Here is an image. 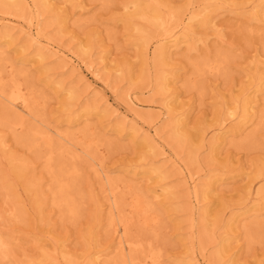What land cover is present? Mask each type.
<instances>
[{
    "label": "rangeland",
    "instance_id": "obj_1",
    "mask_svg": "<svg viewBox=\"0 0 264 264\" xmlns=\"http://www.w3.org/2000/svg\"><path fill=\"white\" fill-rule=\"evenodd\" d=\"M127 1L129 0H54L55 7L60 8L62 13L67 12L69 21L64 29H60L61 26L53 21V13L46 12L42 15L39 27L44 35H41L42 39L55 42L75 55L77 62L81 64L79 68L82 74H78L70 64L59 66L60 59L55 56L44 61L48 62L46 68H54L60 79L77 88L80 95L78 101L71 100L72 103L75 102L69 107L70 110L64 106L67 94L56 92L53 86H45L40 64L33 60L35 57L32 48L22 52L21 46L30 47L34 43L31 37L34 31L29 26V18L34 14L26 9L15 11L0 7V34L7 29L12 34V38L0 35V50L7 51L10 61L19 60L18 70L22 67L30 70V77L18 73L10 75L9 67H4L0 62L1 81L10 83L16 78L25 86L28 85V92L31 93L30 97L41 119L47 120L52 126H58L66 133L74 134L79 141L92 144L98 161L102 160V164L97 161L96 165L84 154L73 159L72 155L56 150L55 158L63 157L70 166H78L81 173V176L73 179L81 193L80 214L76 218L65 216L61 208L52 201L53 180L47 169L46 159L42 157L44 147L31 149L22 140V137L27 136L29 128L37 125V122L27 117L23 128L13 129L4 121L9 113L0 99V235L9 244L8 257L0 259V264H57L55 257H58V264H71L69 258L74 259V264H87L90 261H96L94 264H107L117 258V232L110 227L109 187L102 175L96 172L99 168L100 173L101 165L118 181V193L125 197L127 214L130 212V205L149 187L170 183V186L176 188L171 198L163 195L158 198L159 201L155 200L153 211L157 213L156 220L152 219L155 217L153 213L148 217L151 220L139 213L128 214L133 216L130 238H142L146 246L153 243L152 247L162 253L161 264H264V226L252 242L248 240L246 233L247 227L257 221L264 224V195L257 193L264 184V176L259 177L257 173L264 163V117L260 116L264 110V84L258 86L257 80L261 75L264 81V20L251 24L248 19L252 6L263 0H221L220 5L225 8L216 11L218 14L215 26L195 25L197 31L204 36V42H200L195 49H189L186 44L172 49L173 57L167 58L164 55L165 63L160 66L154 64L153 56L163 42V30L153 26V35L143 39L140 33L130 29L126 18L134 7L125 8ZM161 2L162 14L170 27H175L177 35L194 13L205 8L213 9V6L208 5L209 2L205 6L206 0ZM213 4L215 1L211 2ZM233 8L235 11L232 13L230 9ZM77 19L80 21L76 22ZM138 22L143 26L147 25L145 21ZM252 28L255 31H251ZM84 46L89 51L87 56L81 52ZM218 52L227 54L224 68L215 73L195 75L193 63L207 57L214 58ZM22 57L26 59L25 64L20 62ZM87 66L94 68L97 73L92 74ZM163 70L173 72L177 80L175 84H170L174 95L171 110L176 107L179 112H187L186 126L189 133H205L204 139L193 138L197 163L190 164V147L177 145L171 138L170 126H165L172 116L170 114L171 117L166 118V113L170 112L165 106L167 94L159 92L157 87V75ZM80 76L85 77L84 81L80 80ZM192 80L198 81V87L191 86ZM88 82L92 84L90 91L86 84ZM257 89L258 99L254 107L257 114L247 123L246 128L235 134L228 133L227 142L221 143L218 151L211 152L210 143L220 134V128L223 130L219 125L221 111L232 105L236 98H240L241 102L245 95L252 98ZM97 92L110 100L112 106H107V109H117L118 113L128 114L129 124L135 113L150 115L149 120L154 126L150 132L153 134L155 128L160 130L161 141L171 155L168 158H178V161L188 166L199 183L203 185L212 176L224 179V184L211 187L214 191L209 198L200 197L196 201L188 178L181 173L179 167L170 165L171 161L166 164L169 177L164 181L156 176L151 180L142 178V174L135 176V173H140L149 166L151 158L157 164H163L166 160L160 154L154 158L147 148L131 141L130 136L105 137L106 140H113V145L106 143L96 148L98 136L104 133L102 126L108 121L91 115L90 118L83 116L79 120L73 118H78L77 110L81 111L88 104V99L91 102L100 97ZM43 94L47 96L44 98ZM133 97H136L140 105L133 103ZM100 101L98 100V104H104ZM113 119L117 118L112 117ZM237 119H227L224 123L226 129L236 126ZM87 126L91 129L88 136H85ZM96 126H99L98 130ZM139 126L141 127L140 124ZM249 135L254 138L246 143L243 140ZM11 158L28 162L27 178L20 180L12 174ZM137 178L142 180L141 189L130 185ZM27 181L35 183L31 191L26 186ZM251 207L253 209L248 211ZM203 211H207L208 217L202 221ZM245 211L248 212L244 213ZM240 213H244L240 221L229 228V220ZM192 217L195 218L193 228ZM226 233L231 234V239L223 249L222 237ZM221 249L224 250L223 253L215 258ZM46 255H49L48 258Z\"/></svg>",
    "mask_w": 264,
    "mask_h": 264
},
{
    "label": "bare ground",
    "instance_id": "obj_2",
    "mask_svg": "<svg viewBox=\"0 0 264 264\" xmlns=\"http://www.w3.org/2000/svg\"><path fill=\"white\" fill-rule=\"evenodd\" d=\"M53 1L54 0H0V7L5 8V9H12L15 11H21V10L26 9L29 11L30 14L31 13L34 14V16H30L29 18L30 29L31 31H34L32 34L33 36L31 35L30 36L32 37V40L34 43H32L30 47L29 45H26V47L21 46V48H23L22 52H26L27 50L29 51V49L32 48L33 56L35 57V59L33 58V60L37 61L40 64L42 73L44 74L43 78L47 84L46 85L44 83L45 86H49V85L53 86L56 89V92H60V94H67L68 99L66 98L67 100L64 103V106L68 110H70L71 106H73V103L75 102L74 101L72 103L71 100H77L80 95L77 88L75 86L67 85L66 81H64L63 79H60L59 74L57 75V73L54 71V68H46L45 66L47 65L48 62L45 63L44 61L48 59L50 56H55V58L57 57V59H60L59 66L65 67L66 65L70 64L73 66V71L77 72L78 74H82L79 68L81 67V64L79 61L77 62L76 58L74 57L75 55H72L68 51H65L55 42L51 41L50 39H46V40L42 39L41 37L42 34L39 30V27L41 24L40 22L42 19L41 17L46 12L53 13V21L58 23L61 26L60 29H64L65 25L69 21L67 12L66 13L64 12L65 14L62 13L60 8L55 7L54 5L55 3ZM68 1H72V0H66V2ZM206 1L207 2L205 6H207V3L209 2L208 5L210 4L209 6H213V9L211 8L213 11L211 9L205 8L203 9V11L194 13L190 17V21L187 23V25H185V28L180 31V34H179L180 37L179 35H177L176 32H174L175 27L171 28L168 20L165 19V17L163 16L162 14L163 3L161 2V0H129L127 1L124 5L125 8L130 9V7L133 6L134 10L127 15L126 20H127L129 28L136 30L138 33H140L142 37H144L143 39L145 38L147 39L153 35L151 31V28L153 26H155L158 29L163 30L162 31V36H163L162 41L163 42L161 45L157 47L154 53V56H153L154 64L156 66H160L165 63L164 55H167V58L173 57L172 49L181 47L184 44L188 45L189 49H195L200 44V42L202 41L204 42L205 40L204 36L201 34L200 31H197V28L195 27V25L215 26L216 25L215 19L218 14L216 13V11H219L220 9L225 8V6L220 5L221 0H206ZM212 1H215V4L211 5ZM81 6L82 5L80 4L79 7ZM234 8L230 9L232 10V13L233 11H235ZM251 10L252 11L250 12V15L248 17V19L251 21V24L257 21L262 22L264 20V0L261 3L254 4ZM173 16L174 15L172 14V17ZM79 19H77L76 22L80 21ZM139 20L145 21L147 25L143 26L142 24L138 22ZM251 31H255V29L252 28ZM0 35L5 38L6 37L12 38L10 29H7L6 31L2 32ZM85 47L87 46H84L83 48H81V52L87 56L89 51L85 50L84 49ZM6 54H7L6 50L4 49L0 50V62L2 63L4 67L6 66L9 67L10 75H13V74L16 75V73H18L20 75L22 74V75H26L30 77V70H28L29 68L22 67L20 68V70H18L17 63L19 60L12 62L9 60ZM20 59H21L20 62H22V64H25L26 59L24 57ZM226 59H227V54L218 52L214 58L207 57L198 62H194L193 63L195 64L194 73L197 76H202L203 74H206V73L219 72L224 68V62L226 61ZM91 68L92 67H88V69L91 70V73L96 74L97 71L94 68L93 69ZM170 72L171 71L169 70H163L162 73H159L157 75V87H158L159 92H161L162 94H167V96L165 97V106L169 109L170 112L166 113L167 115L166 118L167 117L170 118L172 116V118H170L171 120H169L168 123L166 122L167 124H165V126H170L171 138L172 140L176 142L177 145L179 146L185 145V146H188V148L190 147L189 148L190 164L194 162L197 163L196 156H195L196 151L195 149H193V140H194L193 138L196 137L199 139L200 138L204 139L203 134L205 133H203V131L201 130H200L201 133H197V132L189 133L187 130V126H186L187 125L186 123L187 121L186 113L187 112L182 111V110L181 112H179V108H176V107H174L175 110L174 109L171 110L172 107H170V104L173 102L174 95L172 94V91L170 89L171 88L170 84L171 85L175 84L177 80H176L174 73L171 72L172 73L171 74ZM1 75L2 74L0 70V99L1 101H3L2 103H4L5 105L4 107H6L9 113L6 116V118H4V121H7L10 127H12L13 129L23 128L25 126L27 117L33 119L34 122H37V125L34 124L33 126L29 128V132L27 136L22 137V140L23 142L25 141L28 144L29 148L31 149H34V148L39 149L38 147L40 146L44 147L45 152L42 155V157L46 159L47 169L49 173L51 174L52 180H53V187L51 189L52 190V201L54 204H56L57 206L61 208L65 216L69 218L78 217L80 214V209H81V204H82V202L79 199V196H81V193L77 186L76 181L73 179L81 176L80 169L76 165L70 166L66 161L63 160V157L62 158L59 157L60 159L55 158L54 154L56 155V150L57 151L62 150V152L64 153L66 152L72 155L73 159H78L79 157H81V154H84L86 158H91V162L93 160V162L97 165V161L99 160V158L96 155L97 154L96 151L94 150L92 144H88L84 141L83 142L79 141L77 140L74 134L66 133L65 131H62L61 129H59L58 126H55V125L52 126L49 122H46L47 120L45 121L44 119H41V115L36 109L37 107L34 106V102L32 101V98L30 97L31 93L28 92L29 86L28 85L25 86L23 83H21L16 78L12 79L10 83H3L1 81L2 79ZM84 79H85L84 76H80L81 81L82 80L84 81ZM257 80H259V84L257 83L258 86H262L264 84V81H262L261 75L260 77L257 78ZM86 84H87V88L89 89V91L92 90V84L90 82ZM191 86L198 87V81L192 80ZM258 90L259 89H257L256 92L253 94L252 98L248 97V95H245L242 102L240 98H236L233 101L232 105L225 107L221 111V113L219 114V125L223 127V130H221L220 128V132H219L220 134L214 137L212 142L210 143L211 152L218 151L219 145H221V143L227 142V138L229 137L228 133L231 132V134H235L237 131L242 130L247 125V123L252 120V117L257 114V112L254 110L255 109L254 107L258 99V98L256 99ZM97 93H98L97 95H99L100 97L96 98L95 100L91 102L88 99L87 101L88 104L84 105L83 109L81 110L83 112L81 113V111L77 110L76 116L78 115L77 116L78 118H75V116L73 118L75 120H79V119H82L83 116L85 117L88 116L90 118L89 115H91V117L96 116L98 118H101V120L103 119V121H108L102 126L104 133L98 136V142L96 144V148H98L100 145H105L106 143H108L110 146L113 145V142H112L113 140H106L105 137L111 138L112 136L116 135L117 137V135H120L119 137L125 138L127 136L128 137L130 136L131 141H133L134 143H140L141 146H144L145 148H147L148 151L151 152L154 158H156L155 157L156 155L159 156V154L160 156L162 155L165 157L166 161L163 164H157L155 162L156 160L154 161V159L151 158V160L148 162L149 166L146 169H144L142 172L135 173V176H137L138 174L140 175L142 174V178H146L148 180H151L153 177L156 176V177L161 178L162 181H164L165 179L169 177L168 166H166V164H168L171 161L172 164L171 163L169 164L179 167L181 169V173L184 174L186 178H188L189 186L192 189V196L196 201H199L200 197L209 198L210 194L214 191L212 190L214 188L211 189V187L213 186L218 187L224 184L223 183L224 179L213 178L212 176L210 177L208 182L207 180L206 182L204 181L203 185L199 183L198 180L194 177V174L188 168V166H185L184 163L178 161V158L173 157L174 160L168 158V156H171V155H169L167 151L168 149L163 144L164 142L161 141L162 137L160 135L161 133L160 130H157L155 128L154 129L155 131H153L154 132L153 134H151L150 132L154 128V126L151 125L152 122L149 120V117H151L150 115L135 113L133 115L134 118L132 119L131 124H129L130 122L127 120V118L129 117L128 114L123 115L121 113H118L117 109H111V108L107 109L108 108L107 106L111 105L110 100L105 98L100 92H97ZM46 96H47L46 94L42 95V97L44 98ZM135 98L134 97L132 98L133 103L135 105H140L139 101ZM98 100L99 101L105 100V102L100 101V102H104V104L102 103L101 105V104H98ZM261 112L262 113L260 116L263 118L264 110ZM112 117L117 118L118 120L113 119L115 122L112 123L113 121ZM120 117L122 119L119 120ZM234 118H238L237 119L238 123L236 122L237 124H235L236 126L226 129V127L224 126V123L226 122V120L234 119ZM139 124L141 125V127L139 126ZM71 125L73 124L71 123ZM145 127H147V129H144ZM89 129L91 128L87 126V128L84 131L85 136H88ZM96 129L98 130L99 126H96ZM253 138H254L253 136L249 135L243 141H245L246 143H249V141H251ZM19 139L21 140V138ZM15 158H11V162H10L12 174L14 173L15 176L20 180L22 178H27L26 175H27V171L29 167L28 162H26V160H18V158L17 159ZM210 158L212 159L213 156H211ZM101 161H98V163L102 164ZM100 168H101L100 173L98 171L99 168L98 169L96 168L97 170L96 169L95 170L96 172H98L100 176L102 175V178L105 179V182L109 187V194H110V206L109 207H111L110 227H113V229H115V231L117 232L116 238L118 239V243L116 247L118 248V257L112 260L111 262H107V264H161L162 259H163L162 253L161 251L152 247L151 244L153 243H150L149 246H146L144 244V241H145L144 239L130 238V235H129L131 232L130 225L131 223H133L131 222L133 219V216H129L128 214L129 213L131 214V212L135 214L139 213L145 216L146 218H148L152 213L155 214L153 211L155 207L154 205L156 204L155 200L163 195L171 198L175 194L176 188H174L173 186H170L169 185L170 183L149 187L147 191L145 190L140 196L137 197V200L130 205L131 209H130V212H128L127 214L126 212L127 208L124 202L125 197H123V195H120L118 193V190L120 189L119 188L120 185L118 181L114 179L115 177L114 178L111 177V175L103 167V165H101ZM257 173L259 177H261V175L264 176V163L261 164ZM140 179L141 178L138 179L139 181L134 180L132 182L133 184L131 183L130 185H133L134 188L136 187V188L141 189L142 180ZM26 184H27L26 185L27 188L31 191V188L32 186H34L35 183L33 181L32 182L27 181ZM257 193L260 194L261 196L264 195V184L261 187H259ZM252 209L253 207L249 208L248 211ZM248 211H245L244 213ZM156 214H155V217H153L152 219H155V220L157 219ZM243 214L242 213L235 214L229 220L227 226L231 228L232 225H234V223H237L240 221L239 219ZM206 216H207V211H203L202 221L204 219H207L208 216L207 217ZM134 217L136 216L134 215ZM194 219L195 218L193 217L191 219L192 228L195 226ZM257 222L254 223L253 225L251 224L252 226L247 227V231H246L247 237H248V240L251 242L257 238V234H259V231L264 226V224H260ZM206 233H204V235ZM202 236H200V238H202ZM230 239H231L230 233H226L225 237H222L223 249L226 248L227 243L229 242ZM7 242H6V239L3 238L2 235H0V259H5L8 257L9 244ZM223 249L219 250L220 252L217 253L215 258H219V256H221V254L224 251ZM48 256L49 255H46L47 258ZM62 256L67 257L65 255H62ZM54 259L56 260V263L58 264L57 262L58 257H55ZM69 261L71 264L75 263L74 259L72 258H69ZM95 262L90 261L87 264H94ZM190 264H195V263L190 262Z\"/></svg>",
    "mask_w": 264,
    "mask_h": 264
}]
</instances>
